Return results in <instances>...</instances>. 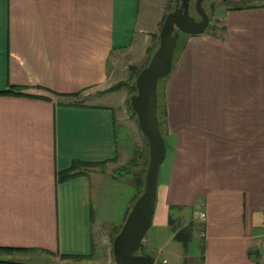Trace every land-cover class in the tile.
I'll return each mask as SVG.
<instances>
[{
    "label": "crops",
    "instance_id": "1",
    "mask_svg": "<svg viewBox=\"0 0 264 264\" xmlns=\"http://www.w3.org/2000/svg\"><path fill=\"white\" fill-rule=\"evenodd\" d=\"M261 1L228 5L215 31L179 36L173 68L163 77L167 151L150 229L159 228L155 235L162 232L180 262L200 234L198 264H261ZM143 13L141 0H0V92L22 91L0 93V264L89 260L109 241L113 253L117 230L141 194L135 180L142 168L135 156L127 159L126 144L120 147L114 94L94 102L79 97L110 88L124 56L146 53L155 31ZM75 162L86 163L85 174L66 177ZM121 166L133 170L129 181L115 175ZM96 178L103 199L131 185L119 226L103 224L102 203L95 207L93 200ZM188 227L185 245L176 231ZM154 242L137 254L149 255L144 250Z\"/></svg>",
    "mask_w": 264,
    "mask_h": 264
},
{
    "label": "rangeland",
    "instance_id": "2",
    "mask_svg": "<svg viewBox=\"0 0 264 264\" xmlns=\"http://www.w3.org/2000/svg\"><path fill=\"white\" fill-rule=\"evenodd\" d=\"M196 1L197 0H191V6L189 9V13L191 16L193 15L200 16L196 8ZM176 3L177 0H141V9L144 12L143 17L144 16L145 18L147 17L148 27L150 29L151 28L153 29L154 27L153 31H155V34H153L152 37V42L147 44L148 50L146 51L145 54H142L143 52L142 53L139 52L137 54H134V56L133 57L131 56L130 58L127 55L124 56L120 60V63L115 68L116 70L115 72L117 73L113 75L112 86L110 88H108L105 91L93 89L87 91L86 94L81 95L79 97L83 101L94 102L100 99L101 93L109 92L111 94L112 93L114 94L111 99V102L114 106L117 115H120L119 113H121V117L119 120L122 119V121H120L118 124L120 147L126 144L128 148V152H126L127 159L129 158L131 159L133 156H135L136 160L139 161L142 170L146 168V164H144V162H146V159L148 158L147 148L149 151V146L146 136L143 134V132L139 127L137 115L136 117L133 115L132 112L133 108L131 109L130 107L129 98H131L132 95H134L137 92L136 81L138 74L142 71L143 68H145L143 67V65L146 63L148 64L150 63L151 60L148 59L150 53L153 54L155 46L157 44H160V32L165 19L159 20V18L157 17L158 16L160 17V15L162 14L164 16L165 15L167 16L170 12L174 11L176 8H183L182 3L181 4L180 3L176 4ZM245 4H247L246 0H204L202 5L210 17V24L205 32H211L218 29L219 25H221L219 19H223L224 10L228 5H245ZM176 32H179L177 28H175L173 35H175ZM186 35L187 34L184 32L179 33V36L181 37H185ZM151 57L153 56L150 55V58ZM164 78H161L159 80L158 94L159 93L161 94ZM116 85H119V87H116ZM159 113H160L159 119H160L161 129L163 130L162 132L165 133L163 128L164 116L161 110L159 111ZM164 165L162 166V168L164 167ZM132 172L133 170H131V168H129L128 166H121L120 168L116 169L115 175L119 176V178L123 177V179L128 180L132 177ZM93 186L95 188L94 189L95 194L93 199L95 202V207L99 205L101 207V203H102V211H100V217L102 218L103 216V218H106L105 220H107V222H103V224L106 225L107 229H110V227L113 226L114 224H117L119 226L120 220H122V217L124 215L123 210L125 209L129 201L128 199L129 193L132 191V188L130 187L131 185L127 183H123L120 188L121 193L120 191H118L116 196H112L111 193H109L104 199L103 196L100 195L101 182H98L97 178L93 181ZM126 189H129V191H126ZM105 192L108 193L109 191L106 190ZM113 205H115V207H112ZM98 223L99 222H97V225H99ZM158 229L159 228L157 227L156 229L155 228L149 229L148 233L146 234L143 240L144 245H148V243L151 242L152 239H154L155 242L152 243L153 245L148 246L147 249L144 251L155 258V264H198L199 263L202 257V249H203V239L200 234H197V237L192 239V241L189 243L187 249V258L185 262L182 261L180 262L179 259L171 253V248H172L171 244L164 243V236L162 232L159 233V236L155 235V230ZM154 236L156 239L154 238ZM111 248L112 246L109 241V244L107 246L100 247L97 254H95L94 258L87 260L77 257H68V258H64V260L60 259L58 263L52 262V264H116L114 254L112 253ZM44 264H49V263H44Z\"/></svg>",
    "mask_w": 264,
    "mask_h": 264
},
{
    "label": "water",
    "instance_id": "3",
    "mask_svg": "<svg viewBox=\"0 0 264 264\" xmlns=\"http://www.w3.org/2000/svg\"><path fill=\"white\" fill-rule=\"evenodd\" d=\"M196 1V8L202 18L196 21L190 15V0H182L183 8L170 12L160 32V44L150 63L137 77V92L131 97V106L137 115L141 131L149 146V165L144 189L134 202L118 235L113 241L116 264H154L153 256L137 254L144 247L143 240L152 226L156 209L159 172L164 161L167 145L159 119L158 83L170 74L175 57L179 33L200 34L206 31L210 17L202 3ZM177 28L179 32L173 35Z\"/></svg>",
    "mask_w": 264,
    "mask_h": 264
},
{
    "label": "trees",
    "instance_id": "4",
    "mask_svg": "<svg viewBox=\"0 0 264 264\" xmlns=\"http://www.w3.org/2000/svg\"><path fill=\"white\" fill-rule=\"evenodd\" d=\"M246 3L247 4H245V5H240L239 8H243V7L246 8V7L258 6V5H261L262 1L261 0H246ZM116 87H119V85H116ZM135 89H136V87H135ZM0 93H3V94H22V91H21L20 88L11 87V88H9L7 90L1 91ZM129 104H130V107L132 109V106H131V98H129ZM132 112H133V115L136 117V113L133 111V109H132ZM163 116L165 118V114H163ZM147 154H148V158L146 159V162H145L146 168L143 169L142 171L137 172V174H136L135 184H136V186L138 188V194H137V196L144 189L145 174H146L147 166L149 164V159H150L149 158L148 148H147ZM85 166H87L86 163L75 162L72 165V167L70 168V170L68 171V172H70V174L67 173L66 177H68V178L70 177L71 178V177H73L75 175L85 174V172L83 171V168H85ZM174 229L177 230V228H175V227H174ZM118 233H119V229L117 230V234ZM191 237H192V227H190V228L188 227V228H185V229L176 231V239L184 242L185 245L188 244V242L191 239ZM70 256L77 257L76 255H70Z\"/></svg>",
    "mask_w": 264,
    "mask_h": 264
},
{
    "label": "built area",
    "instance_id": "5",
    "mask_svg": "<svg viewBox=\"0 0 264 264\" xmlns=\"http://www.w3.org/2000/svg\"><path fill=\"white\" fill-rule=\"evenodd\" d=\"M206 218V214L203 212L200 214V219L204 221ZM260 252H261V264H264V223H263V234L261 235L260 240Z\"/></svg>",
    "mask_w": 264,
    "mask_h": 264
},
{
    "label": "flooded vegetation",
    "instance_id": "6",
    "mask_svg": "<svg viewBox=\"0 0 264 264\" xmlns=\"http://www.w3.org/2000/svg\"><path fill=\"white\" fill-rule=\"evenodd\" d=\"M178 3H182V0H177V3L176 4H178ZM190 6H191V2H190ZM193 17L195 18V20L196 21H201L202 20V18H201V16H197V15H193Z\"/></svg>",
    "mask_w": 264,
    "mask_h": 264
}]
</instances>
